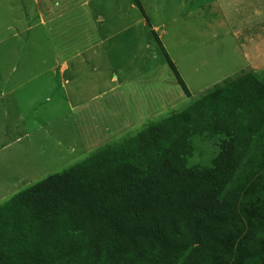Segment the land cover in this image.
Instances as JSON below:
<instances>
[{"label": "rangeland", "instance_id": "374dc122", "mask_svg": "<svg viewBox=\"0 0 264 264\" xmlns=\"http://www.w3.org/2000/svg\"><path fill=\"white\" fill-rule=\"evenodd\" d=\"M140 1L149 22L133 0H0V206L187 110L180 81L220 90L244 49L264 69V0ZM219 140L192 137L191 166Z\"/></svg>", "mask_w": 264, "mask_h": 264}, {"label": "trees", "instance_id": "16d2710c", "mask_svg": "<svg viewBox=\"0 0 264 264\" xmlns=\"http://www.w3.org/2000/svg\"><path fill=\"white\" fill-rule=\"evenodd\" d=\"M197 135L220 139L210 168L190 164ZM0 264H264V77L14 196L0 206Z\"/></svg>", "mask_w": 264, "mask_h": 264}, {"label": "crops", "instance_id": "0c3cea01", "mask_svg": "<svg viewBox=\"0 0 264 264\" xmlns=\"http://www.w3.org/2000/svg\"><path fill=\"white\" fill-rule=\"evenodd\" d=\"M228 31H230V33H231L230 35L228 34V37L230 38L231 41L237 43L236 44L237 45L236 48L239 49V47H238V34L240 33V31L238 30V28H233L232 25H230V24L228 25ZM234 37H235L236 40H232V38H234ZM232 44L235 45L234 43H232ZM231 45H230L231 48L235 47V46H231ZM245 48H246V46H245ZM240 51L243 53L244 56L240 55L239 57H242V59L244 58L243 61L245 63H248L247 64L248 66L246 65L247 67L245 66L246 68L242 69L241 71H239V69H238V71H237V75L238 76H232L230 79L236 78L237 80H240V79H242V78H244L246 76H249V75H256V76H258L260 78H263L264 77V69H259V68L255 67L254 64L252 65L251 60H248V59L245 60V57H249V55L253 56V53L251 54V52H253V51H249L247 49H246V51H245V49L244 50H240ZM232 52H233V48L231 49V52L227 53V56L228 55L231 56L230 60L231 59H235L236 57L238 58L239 53L235 52L234 54H231ZM234 56H236V57H234ZM237 58L235 59L236 60L235 62L240 60V59H237ZM223 87H226V86H223ZM220 89H222V88L220 87ZM216 91H220V90H213L211 93L216 92ZM189 92L191 94V97L189 98V97H187V95H185L186 99L179 107H183V108H187L188 109L190 106H192L195 103V102H193L194 99H196L195 101H198V100L202 99L203 96L207 95L206 93H208V92L203 93V95L201 97H199V98L197 97L196 98V96L194 97V95L192 94V92L190 90H189Z\"/></svg>", "mask_w": 264, "mask_h": 264}]
</instances>
